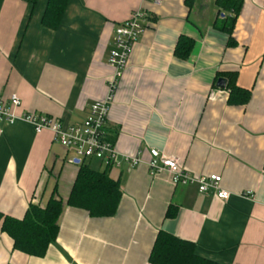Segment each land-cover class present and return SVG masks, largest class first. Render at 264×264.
<instances>
[{
	"label": "crops",
	"instance_id": "0c3cea01",
	"mask_svg": "<svg viewBox=\"0 0 264 264\" xmlns=\"http://www.w3.org/2000/svg\"><path fill=\"white\" fill-rule=\"evenodd\" d=\"M47 3L0 0V103L17 95V115L41 113L66 125L81 124L91 104L107 97L115 28L136 10L149 17L105 129L120 164L97 160L96 170L119 181L123 196L112 218L66 206L43 258L14 251L0 223V264H151L160 231L214 263L264 264V0L245 1L234 48L216 27L225 17L216 0H69L57 29L43 25ZM181 36L194 40L188 60L175 57ZM223 73H237L249 103L229 104L228 89L216 85ZM154 149L176 156L194 177L219 175L228 201L174 186L170 174L152 178ZM126 155L142 163L132 167ZM71 158L49 131L0 124V213L22 219L54 190L65 202L79 171Z\"/></svg>",
	"mask_w": 264,
	"mask_h": 264
},
{
	"label": "trees",
	"instance_id": "16d2710c",
	"mask_svg": "<svg viewBox=\"0 0 264 264\" xmlns=\"http://www.w3.org/2000/svg\"><path fill=\"white\" fill-rule=\"evenodd\" d=\"M34 7L38 0H23ZM246 0H216L219 11L225 17L216 27L229 37L230 48L237 46L233 39L234 26ZM69 0H48L47 8L42 18L47 29H57L66 11ZM175 49L177 59L188 60L195 47L194 40L181 36ZM227 80L229 104L245 106L251 100V93L237 85V73H223L218 77ZM114 143V136L109 137ZM71 188L68 199L64 202L53 195L45 206L31 204L22 219L12 218L0 213L1 230L13 241L14 251L25 255L43 258L48 248L58 239L59 219L64 208L73 207L88 212L91 218H112L117 213L123 196L119 181L109 176L108 171L94 170L88 162L79 164V171ZM174 213L168 216L173 217ZM149 255L151 264H219L200 258L196 247L191 242L182 241L164 231H160Z\"/></svg>",
	"mask_w": 264,
	"mask_h": 264
},
{
	"label": "built area",
	"instance_id": "2783aa9c",
	"mask_svg": "<svg viewBox=\"0 0 264 264\" xmlns=\"http://www.w3.org/2000/svg\"><path fill=\"white\" fill-rule=\"evenodd\" d=\"M129 18L121 22L114 31L113 48L107 60L112 70L107 86L109 93L105 99L96 100L91 104L85 121L79 125H66L41 113L26 112L17 115L16 110L21 106V101L17 95H12L8 102L0 103V124L10 125L21 121L30 124L36 134L49 131L63 149L72 153L70 163H75L76 160L79 164L86 160H98L108 168L119 166L120 154L108 139L105 129L116 89L130 64L135 45L146 32L149 23V17L143 10L134 11ZM149 155L148 173L152 178L170 174L174 186L195 185L200 193L212 194L219 200L228 201L230 192L222 188V178L219 175L197 178L182 167L180 159L176 156L165 155L157 149L151 150ZM123 160L132 167H138L142 163L139 157L131 155L123 156ZM245 196L252 197V193L247 192Z\"/></svg>",
	"mask_w": 264,
	"mask_h": 264
},
{
	"label": "water",
	"instance_id": "95a60500",
	"mask_svg": "<svg viewBox=\"0 0 264 264\" xmlns=\"http://www.w3.org/2000/svg\"><path fill=\"white\" fill-rule=\"evenodd\" d=\"M226 80L223 78V79H219L216 83L217 87L220 88V89H223L225 88L227 85H226ZM75 163L79 164V161L76 160Z\"/></svg>",
	"mask_w": 264,
	"mask_h": 264
},
{
	"label": "rangeland",
	"instance_id": "374dc122",
	"mask_svg": "<svg viewBox=\"0 0 264 264\" xmlns=\"http://www.w3.org/2000/svg\"><path fill=\"white\" fill-rule=\"evenodd\" d=\"M86 162H88L92 166V168L96 170V167H97V161L96 160H86Z\"/></svg>",
	"mask_w": 264,
	"mask_h": 264
}]
</instances>
